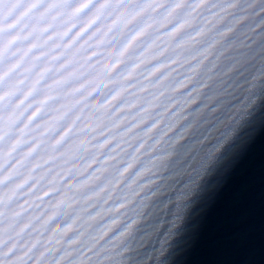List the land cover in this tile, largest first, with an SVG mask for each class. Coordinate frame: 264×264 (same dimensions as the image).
Listing matches in <instances>:
<instances>
[{"label":"snow or ice","instance_id":"obj_1","mask_svg":"<svg viewBox=\"0 0 264 264\" xmlns=\"http://www.w3.org/2000/svg\"><path fill=\"white\" fill-rule=\"evenodd\" d=\"M239 5L0 0V264H120L161 163L205 129L194 183L245 108L200 103Z\"/></svg>","mask_w":264,"mask_h":264},{"label":"water","instance_id":"obj_2","mask_svg":"<svg viewBox=\"0 0 264 264\" xmlns=\"http://www.w3.org/2000/svg\"><path fill=\"white\" fill-rule=\"evenodd\" d=\"M260 10L261 0H240L235 15L246 18L222 45L231 48L200 102L214 96L223 83L228 92L215 101L222 105L218 119H227L233 108L244 103L238 121L231 124V135L218 145L194 183L188 171L197 152L189 149L205 129L198 126L173 149L155 174L143 214L119 245L120 264H235L253 123ZM229 68L232 71L222 75ZM189 183L192 187L186 189Z\"/></svg>","mask_w":264,"mask_h":264}]
</instances>
